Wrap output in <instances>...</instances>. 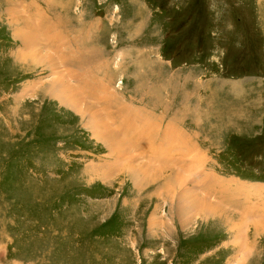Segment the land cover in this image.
Listing matches in <instances>:
<instances>
[{
    "label": "rangeland",
    "instance_id": "1",
    "mask_svg": "<svg viewBox=\"0 0 264 264\" xmlns=\"http://www.w3.org/2000/svg\"><path fill=\"white\" fill-rule=\"evenodd\" d=\"M254 185L264 0H0V264H264Z\"/></svg>",
    "mask_w": 264,
    "mask_h": 264
},
{
    "label": "bare ground",
    "instance_id": "2",
    "mask_svg": "<svg viewBox=\"0 0 264 264\" xmlns=\"http://www.w3.org/2000/svg\"><path fill=\"white\" fill-rule=\"evenodd\" d=\"M23 40V39H22ZM64 78V77H63ZM55 82V81H54ZM59 82V81H58ZM59 85V84H58ZM53 90H54V88H53ZM112 95V94H111ZM110 95V96H111ZM57 97H58V95H57ZM64 97V96H63ZM109 98V97H108ZM69 100V99H68ZM110 100V99H109ZM61 101H65L63 98H61ZM102 101V100H101ZM105 101V100H104ZM66 103H68L67 101H65ZM121 107V106H120ZM108 108V107H107ZM123 108V109H122ZM119 109H122V110H125L124 109V107H121V108H119ZM122 112V111H121ZM109 115V114H108ZM113 115H114V112H113ZM116 115V114H115ZM119 115V114H118ZM121 115V114H120ZM111 116H112V114H111ZM89 118H91V117H89ZM111 118V117H110ZM115 118H116V116H115ZM114 118V119H115ZM118 119H119V117H118ZM122 119V118H121ZM124 119V118H123ZM123 121V120H122ZM128 122V121H127ZM117 123H119L118 121H117ZM121 124H122V122H120ZM119 123V124H120ZM129 123V122H128ZM124 124H125V122H124ZM126 125V124H125ZM123 126V128L125 127L126 128V126H128V125H126V126ZM121 126V125H120ZM120 131V130H119ZM105 138H107V137H115L116 135L113 133V132H109V131H107V132H105L104 134H102ZM118 136V135H117ZM115 143V142H114ZM110 148H112L111 146H109ZM171 165H173V164H171ZM174 166V165H173ZM198 167H200V166H198ZM171 168V167H170ZM134 169V168H133ZM130 170H132V169H130ZM129 170V172H131ZM135 170V169H134ZM139 173V172H138ZM196 174H197V179H195L197 182H198V184H199V186L198 185H192L191 187H189L188 185V192L184 195V194H182V195H180V197H179V199H178V201H177V203H178V205H177V209H175L174 210V212H177L178 213V216H179V219L182 217L183 219H182V223L184 222H187L188 221V217H186V215L185 214H188V212H190L191 214L193 213V212H195V211H198V209L197 208H200V210H203V212H202V214H205L206 212H208L209 211V209H208V207H207V209H204L203 207L204 206H202V205H206V204H208L209 202H208V199H207V196L206 195H203V194H201V193H199V191H194L195 190V187L196 188H201V187H203V188H205V186H210V184L212 183V185L214 186L215 185V183H213L212 182V178L211 177H205V175H204V173H203V171H198V172H196ZM203 174V175H202ZM146 175H148L147 174V172H146ZM179 175V174H178ZM177 175V176H178ZM193 175V174H192ZM130 176H131V178H132V181L134 182V184L137 186H140L141 184H143V182L145 181H147L146 179V177H143V178H138L136 175H134L132 172H131V174H130ZM171 179V177H169V178H166L165 179V182L167 183L169 180ZM195 180H194V182H195ZM191 181V180H190ZM235 181V180H234ZM233 181V182H234ZM179 182H180V179H179ZM214 182H215V180H214ZM217 182H219V183H221V184H217L216 183V186L218 187H216V191H215V193H214V199H216V196H217V193H224V190L226 191L227 189H225L224 188V185H225V182H224V184H222L223 182H220L219 180H217ZM231 182H232V180L231 181H227V184L229 185V184H231ZM236 183H237V181H236ZM180 184V183H179ZM194 184V183H193ZM233 186V185H232ZM254 187L256 188V190H257V192H259V191H262V188H264L263 186H255L254 185ZM202 188V189H203ZM241 188H242V186H239V187H237V190L239 189V190H241ZM186 189V188H185ZM231 190V189H230ZM185 191V190H184ZM191 191H194L195 193H193L192 192V194L189 196V197H187V195L191 192ZM202 191V190H201ZM220 191V192H219ZM255 191V190H254ZM248 192V191H247ZM206 193V192H205ZM204 193V194H205ZM240 194V193H239ZM198 195H200L202 198L200 199L199 198V196ZM209 195V194H208ZM228 195V194H227ZM252 195V194H251ZM213 197V196H212ZM255 198V197H254ZM212 199V198H211ZM211 199H210V196H209V201H211ZM202 202V203H201ZM216 203V202H215ZM215 204H213V203H210L209 204V207L211 208L212 206H214ZM172 207V206H171ZM199 210V211H200ZM198 211V212H199ZM189 213V214H190ZM212 214V213H211ZM206 215V214H205ZM214 215V214H213ZM185 218V219H184Z\"/></svg>",
    "mask_w": 264,
    "mask_h": 264
}]
</instances>
